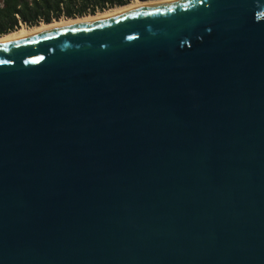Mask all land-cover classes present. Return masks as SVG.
I'll use <instances>...</instances> for the list:
<instances>
[{
    "label": "water",
    "instance_id": "obj_1",
    "mask_svg": "<svg viewBox=\"0 0 264 264\" xmlns=\"http://www.w3.org/2000/svg\"><path fill=\"white\" fill-rule=\"evenodd\" d=\"M0 264H264V0L0 45Z\"/></svg>",
    "mask_w": 264,
    "mask_h": 264
},
{
    "label": "trees",
    "instance_id": "obj_2",
    "mask_svg": "<svg viewBox=\"0 0 264 264\" xmlns=\"http://www.w3.org/2000/svg\"><path fill=\"white\" fill-rule=\"evenodd\" d=\"M131 0H0V35L22 25L94 14Z\"/></svg>",
    "mask_w": 264,
    "mask_h": 264
},
{
    "label": "bare ground",
    "instance_id": "obj_3",
    "mask_svg": "<svg viewBox=\"0 0 264 264\" xmlns=\"http://www.w3.org/2000/svg\"><path fill=\"white\" fill-rule=\"evenodd\" d=\"M174 1L177 0H131L125 5L109 7L102 11H97L94 14L76 17H61L59 19H53L50 22H40L39 24L33 26L22 25L13 31L0 35V45L22 41L26 37L44 29L77 26L98 22L135 9L159 4H168Z\"/></svg>",
    "mask_w": 264,
    "mask_h": 264
}]
</instances>
